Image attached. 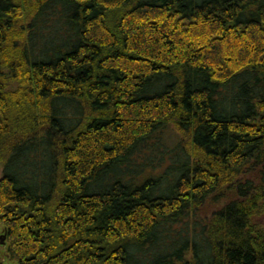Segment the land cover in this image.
<instances>
[{"label": "trees", "instance_id": "obj_1", "mask_svg": "<svg viewBox=\"0 0 264 264\" xmlns=\"http://www.w3.org/2000/svg\"><path fill=\"white\" fill-rule=\"evenodd\" d=\"M0 164L19 264H264V0H0Z\"/></svg>", "mask_w": 264, "mask_h": 264}, {"label": "rangeland", "instance_id": "obj_2", "mask_svg": "<svg viewBox=\"0 0 264 264\" xmlns=\"http://www.w3.org/2000/svg\"><path fill=\"white\" fill-rule=\"evenodd\" d=\"M175 138L174 137H169L168 138V145H173L175 142ZM3 176V165L0 164V178ZM4 235V229L0 228V236ZM1 241V240H0ZM4 242H0V262H2L3 264H19L17 261L15 260H11L9 255H8V243L3 240Z\"/></svg>", "mask_w": 264, "mask_h": 264}, {"label": "water", "instance_id": "obj_3", "mask_svg": "<svg viewBox=\"0 0 264 264\" xmlns=\"http://www.w3.org/2000/svg\"><path fill=\"white\" fill-rule=\"evenodd\" d=\"M4 241H2V243H3Z\"/></svg>", "mask_w": 264, "mask_h": 264}]
</instances>
